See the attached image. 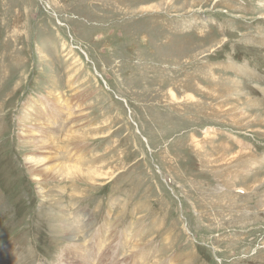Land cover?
Wrapping results in <instances>:
<instances>
[{"label": "rangeland", "instance_id": "rangeland-1", "mask_svg": "<svg viewBox=\"0 0 264 264\" xmlns=\"http://www.w3.org/2000/svg\"><path fill=\"white\" fill-rule=\"evenodd\" d=\"M0 264H264V0H0Z\"/></svg>", "mask_w": 264, "mask_h": 264}, {"label": "bare ground", "instance_id": "bare-ground-1", "mask_svg": "<svg viewBox=\"0 0 264 264\" xmlns=\"http://www.w3.org/2000/svg\"><path fill=\"white\" fill-rule=\"evenodd\" d=\"M21 134H23V133H21ZM213 136L214 135L211 132L205 134V138L206 139H211ZM69 137H72L74 139H79L78 136H69ZM39 141L40 140H37V142H39ZM194 142H195V147L196 148H200L201 147V144L197 143L195 140H194ZM28 144L31 145V144H34V142H31L30 141V142H28ZM40 145H41L40 147H43L42 146L43 144L40 143ZM28 149L30 151L24 157L25 163L27 165L28 171L30 172L31 176L34 178V180H35V182L37 184L38 190L40 192L39 194L42 195V198L45 197L44 193L46 192V191H44V188L42 187L43 186L42 184H43V182L47 181L50 178L53 179V180H58V181L59 180H62L64 182H65V180H76V179L77 180H83V181L86 180L87 182L90 181L91 183H95L96 181H98V179H97V175L99 174L98 173V168H96V167H94L93 169H85V168H82V162L79 161L80 157H77V156L74 157V156H72L71 153H70L71 150H69L70 152L67 153V155L70 156V159H72V161L69 158L66 159V160H63V158L65 159V157L62 156L63 158H61L60 155L59 156L57 155L58 157L57 156L55 157V162H51L50 163V161L47 158V156L43 155L42 152L39 153V151H35L31 146L28 147ZM39 150L40 151H43L42 149H39ZM72 150H73V147H72ZM238 152H239L240 155H248L249 154L248 153L249 151L242 150V149H240V151H238ZM63 155L66 156V154H63ZM52 160H53V158H52ZM68 160L70 162H68ZM241 160H243V159L241 158ZM244 163H245V161H244ZM252 163H254V162H252ZM39 170L40 171L42 170V172H44L46 175L45 176H41V174H39V173H42V172H39L38 173ZM231 174L233 175V173H231ZM256 181H258V180L257 179L254 180L253 184H250L248 187L246 186L245 188L249 189L252 185H254V183L256 184ZM73 187H75V186L72 185V188ZM62 203L63 202H61V205L63 206ZM86 222H87V220H86ZM64 223L66 225L65 226V229H64V233L66 235H68V237H67V240H69L68 242L72 243V242L76 241V239H77V237H76V226H74L73 223H71L70 219H65L64 220ZM84 228H85V225H83V227H80L79 230L81 231ZM81 253L82 252H73V255L72 256L76 260L78 258V255H79L80 258H81V260L84 261V258L82 257V254ZM65 259L67 260V258H65Z\"/></svg>", "mask_w": 264, "mask_h": 264}]
</instances>
